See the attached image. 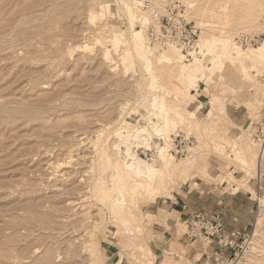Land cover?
<instances>
[{"label":"rangeland","instance_id":"1","mask_svg":"<svg viewBox=\"0 0 264 264\" xmlns=\"http://www.w3.org/2000/svg\"><path fill=\"white\" fill-rule=\"evenodd\" d=\"M131 1L0 0V264H264V159L258 163L263 141L256 138L264 119V57L239 54L261 44L238 43L239 37L260 30L264 1L174 0L187 6L205 40L201 37L194 57L169 48L177 58L159 76L154 73L160 66L157 57L139 23L143 13ZM155 1L164 10L165 2ZM225 3L229 17L224 27L200 25ZM129 7L136 17L132 28ZM255 9L259 15L252 18ZM138 30L143 46L124 60L123 50ZM163 94L172 107L169 126L152 106ZM214 95L222 106L211 114ZM198 96L208 106H185ZM245 108L251 111L249 126L234 124V132L222 134L223 116L246 113ZM149 124L165 137L179 131L192 136L197 147L177 155L173 142L172 148L166 139L160 145L162 136L148 127L149 144L134 146L135 131ZM237 143L246 151L247 167L229 157ZM129 145L166 172L155 179L151 192L127 171L123 152ZM160 146L174 156L169 165L161 154L157 165L152 163ZM216 161L230 186L259 181L257 189L245 184L260 197L246 242L244 237L230 246L214 239L220 249L211 256L212 243L187 239L185 221H179L174 236L160 240L154 202L194 183ZM118 185L125 205L117 202ZM111 201L121 208H112ZM226 247L233 251L220 255Z\"/></svg>","mask_w":264,"mask_h":264},{"label":"crops","instance_id":"2","mask_svg":"<svg viewBox=\"0 0 264 264\" xmlns=\"http://www.w3.org/2000/svg\"><path fill=\"white\" fill-rule=\"evenodd\" d=\"M191 65L192 68L198 70L196 63H192ZM215 96L209 104L211 114L216 108L222 106V103H219V96ZM192 103L196 107H205L208 106L209 102L206 98L198 96L185 104V106L192 109ZM251 117V111L248 109H246V113L241 114L229 112L227 118L223 116V126H220L219 130L227 136L226 133H232L236 130L235 125L237 124L243 128L249 126ZM226 119L228 121H225ZM225 122L227 124L226 126L223 124ZM263 159L264 151L258 157V163L261 164ZM185 172L182 170V174ZM233 175L234 177H238L240 181L242 180L240 171H235ZM259 175L258 177H261ZM228 181L230 180H228L224 166L216 161L214 164L208 165L203 175H197L194 183L183 185L182 188L166 196V198L156 200L159 196L163 195L159 194L152 199L153 201L156 200L154 202L155 210L152 214L158 217L161 223L157 225L158 228L156 229L159 239L163 240L164 238H168L169 234L174 236L179 221H185L186 223L187 216L195 212H205L208 215L219 214L224 224L223 234L228 236L229 239H232L233 242H239L249 235L256 224L257 198L260 197L257 195L256 198L248 188L257 189L259 181L256 179V181L238 183L239 186L237 184L230 186ZM245 184H248V188ZM220 243L224 244L222 241ZM211 249L212 251L209 255L213 256L215 255V251L220 249L219 242L212 243ZM221 250L222 253L220 255L224 256H229V252L233 251L230 247L221 248Z\"/></svg>","mask_w":264,"mask_h":264},{"label":"built area","instance_id":"3","mask_svg":"<svg viewBox=\"0 0 264 264\" xmlns=\"http://www.w3.org/2000/svg\"><path fill=\"white\" fill-rule=\"evenodd\" d=\"M163 1L165 2L164 10L160 9L155 0H139L140 8L146 11L149 16V22L146 26L148 43L157 49L174 45L185 58L193 56L198 49L201 27L191 18L186 5L174 0ZM262 24L263 30L261 32L241 36L238 42L242 46L259 45L264 40V18ZM258 126L256 138L264 143V119L259 121ZM164 139V137L158 138L160 145L165 142ZM171 142H173L177 155L181 156H185L190 149L197 146L195 138L187 136L181 131L171 135ZM150 155H154L152 149ZM186 224L185 236L189 241L210 244L214 239H218L225 245L231 246L233 243L232 239L223 234L224 224L219 214L191 213L186 218ZM247 237L248 235L243 242H246ZM221 263L224 264L223 261Z\"/></svg>","mask_w":264,"mask_h":264},{"label":"bare ground","instance_id":"4","mask_svg":"<svg viewBox=\"0 0 264 264\" xmlns=\"http://www.w3.org/2000/svg\"><path fill=\"white\" fill-rule=\"evenodd\" d=\"M264 1V0H263ZM263 1H261V3L263 2ZM132 3H133V5L135 6V7H138V9L143 13L141 16H140V18H139V22L141 23V25H142V29L144 30V34H145V37H146V42H148V39H147V36H146V26H147V24H148V22H149V16H148V13L146 12V11H144V10H142L141 8H140V6H139V0H133V1H131ZM260 3V4H261ZM189 5H194V3H192V1H190V4ZM259 8V7H258ZM260 8H261V6H260ZM136 9V8H135ZM250 9V8H249ZM134 10V9H133ZM228 10H229V5H228V3H225V4H221L217 9H215L214 8V11H212L210 14H208V15H205V17H207L205 20L204 19H201L200 21H199V23H200V25L201 26H204V27H212V28H215V27H217V26H225L226 24V22H227V20H228V17H229V12H228ZM259 9H255V11L252 13V15H250V16H252V18H255V17H258V15H259V11H258ZM250 11V10H249ZM249 11H248V13H249ZM127 12V11H126ZM251 13V12H250ZM128 15H129V17L131 18V28H132V24L136 21V17L134 16V14H133V12H132V9L129 7L128 8ZM246 17V16H245ZM263 18H264V16H263ZM263 18H261V21H260V30L257 32V33H259V32H261L262 30H263V24H262V19ZM256 20V19H255ZM254 19H252V21H255ZM246 21V20H245ZM245 24V23H244ZM228 25V24H227ZM252 25V24H251ZM250 25V26H251ZM134 26V25H133ZM249 26V27H250ZM253 26V25H252ZM134 28V27H133ZM220 28V27H219ZM216 29V28H215ZM224 29V28H223ZM225 29H226V27H225ZM223 31V30H222ZM227 31V30H226ZM254 34V33H253ZM141 35V32H140V30H138V32H136L135 34H134V37L132 38L133 40V44L132 43H130V46L128 45V46H126V48H124V50H123V53H124V56H123V59L124 60H126V59H128V60H131L132 59V56L133 55H135V54H133V52L135 51L136 52V50H138L141 46H143V44H142V41H139L140 39H141V37H142V35ZM204 35H205V32H201V35H200V39H201V37L203 38V40H205L204 39ZM249 35V34H248ZM205 38H207V37H205ZM231 38V37H230ZM240 38V37H239ZM238 38V39H239ZM200 39H199V42H198V46H197V48H199V46H200ZM142 40V39H141ZM239 43V42H238ZM120 43L118 42V41H116V42H114L113 43V45L115 46V47H117L118 45H119ZM261 44V46H259L258 48H252L251 50H250V52H239V54L241 55H245V57H246V55H250V54H256V55H261V56H263L264 57V40L260 43ZM259 44V45H260ZM147 45H148V48H150L149 49V51H150V53H152L153 55H155L156 57H157V60H158V65H160L159 67H155L154 68V73H155V75H158L159 76V74H160V72H161V74L163 73V70H164V72H165V69H166V66H168L169 64H173V58H177V55H178V53H174L173 52V49L171 50V49H169V48H175V49H178L177 47H175L174 45H168V46H166V47H164V48H162V49H160V50H158L157 52H155L156 51V49L157 48H153L150 44H148L147 43ZM249 47H253V46H249ZM255 47V46H254ZM179 50V49H178ZM180 51V50H179ZM248 51V50H247ZM194 56H197V55H194ZM193 56V57H194ZM244 57V56H243ZM252 57H254V56H252ZM248 58V57H247ZM244 59H246V58H244ZM249 59V58H248ZM163 62H165V65L163 64ZM216 62V61H215ZM182 69H187L186 68V66H182L181 67ZM167 71V70H166ZM166 73V72H165ZM165 75V74H164ZM167 75V74H166ZM170 75V74H169ZM162 76V75H161ZM163 77V76H162ZM169 77V76H168ZM159 78V77H158ZM166 78V77H165ZM170 78V77H169ZM160 79V78H159ZM192 83H194L193 81H191ZM153 105V107H155L156 109H158L159 110V112L161 113L159 116H161L162 118H163V120H165L164 121V124L165 125H168L169 126V121H170V118H169V115H167V113H169L170 112V110L172 109V107H170V106H168V104H167V101H166V97L164 96V94L163 95H159V96H157V97H155V99L153 100V103H152ZM34 106V105H33ZM175 107H173V109H174ZM31 109H33V108H31ZM179 109V108H178ZM0 110H2V109H0ZM33 111V110H32ZM172 111H174V110H172ZM175 112V111H174ZM1 113V112H0ZM173 113V112H172ZM171 113V114H172ZM2 114V113H1ZM174 114H176V113H174ZM173 114V115H174ZM179 115V114H178ZM177 116V115H176ZM33 118V117H32ZM161 119V118H160ZM155 122H157V120L155 121ZM154 122V123H155ZM158 122H160V121H158ZM157 122V123H158ZM153 123V124H154ZM153 124H149V125H147L146 127H143V128H141V129H139V130H136L135 131V133L133 134V139L135 140V141H137V143L134 145V146H140V145H147V144H149L148 142H149V139L152 137H150V135H148V134H144V133H146V132H148V128H149V130H151L152 131V135H153V133H155V134H157V135H161L162 137H164L165 139H166V141H167V145H168V147H173V145L170 143V141H171V137L169 136V137H165L164 135H162V134H160L158 131L156 132V130L157 129H155V128H158L157 126H155V125H153ZM163 124V122L161 123V125ZM175 124V123H174ZM162 126V127H160V129L162 130V132L163 131H166V129H167V126ZM152 126H154V127H152ZM158 126H160V125H158ZM148 127V128H147ZM154 129V130H153ZM143 131V134L148 138V140L143 136V135H141V132ZM150 133V132H149ZM157 144V143H156ZM238 144V143H237ZM236 146H238V147H236ZM236 146H234V148H233V150L235 149V151L233 152V153H230V155H229V157H230V159L231 160H233V161H236V162H238L239 164H241V166L243 165L244 167H247V166H249V164H248V160H247V155H246V151H245V149L243 148V146L242 145H240V144H238V145H236ZM197 147V146H196ZM236 148H238L237 150H236ZM260 150H261V153H263V151H264V143H262V144H260ZM127 150L126 151H124L123 153V156H124V158H126L125 159V161H126V167H127V171H129V172H131L133 175H134V177H135V180H136V183H137V185H139V186H141V187H143L147 192H151L152 191V187H153V182L155 181V179L159 176V175H162V174H164V173H166L165 172V170L164 169H157V168H155L151 163H150V161H146V160H144V159H142L137 153H136V151H135V149L133 148V147H131L130 145L126 148ZM219 150H220V147H219ZM222 150V149H221ZM215 152H216V150H215ZM156 158H154L153 160H152V163H155L156 165H157V161H158V157H159V155L161 154L162 155V159H163V162L165 163V164H167V165H169L168 163H170L169 162V160L172 158V157H174V156H171L172 155V153L170 154V152H168V151H166V149H164L162 146H160V147H157V152H156ZM232 161V162H233ZM163 164V163H162ZM167 167V166H166ZM168 169V168H167ZM260 176V175H259ZM139 179H142L141 181L139 180ZM232 179V178H231ZM232 181H235V180H232ZM237 182V181H236ZM235 183V182H234ZM237 186H239V184L237 183ZM115 188V192H119V193H117L119 196H121L120 198H119V196H117L118 197V199H117V202L118 203H120V204H122V205H125V204H127V202H125L124 203V201H125V199H127V198H125V196H124V194H123V190H122V187L121 186H116V187H114ZM236 189V188H235ZM114 192V193H115ZM153 193V192H152ZM121 194V195H120ZM115 200H116V197H115ZM114 200V201H115ZM113 201V202H114ZM112 202V201H111ZM112 202V203H113ZM72 204V203H71ZM113 206H112V208L114 207V208H116V207H119L118 205H117V203H113L112 204ZM119 208H121V207H119ZM38 213H40V212H38ZM45 214V213H44ZM48 216V215H47ZM45 218H46V216H45ZM53 218V217H52ZM43 219V218H42ZM50 219V218H49ZM46 220H48V219H46ZM45 221V220H44ZM53 222V221H52ZM45 223V222H44ZM131 230V228L130 227H127L126 229H125V231H127V233L129 232ZM140 234H142V233H139L138 235H140ZM139 238V237H138ZM138 249L141 251V254L144 256V257H146L147 259L150 257V254L147 252V249L145 248V246L144 245H140L139 244V246H138ZM17 252V251H16ZM11 257V256H10ZM6 258V257H5ZM21 259H23V258H21ZM18 261V260H17ZM147 261V260H146ZM24 263V262H23ZM16 264V263H15Z\"/></svg>","mask_w":264,"mask_h":264}]
</instances>
